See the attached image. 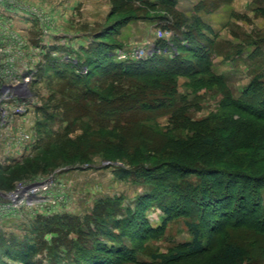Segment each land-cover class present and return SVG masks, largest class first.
<instances>
[{
    "label": "rangeland",
    "instance_id": "obj_1",
    "mask_svg": "<svg viewBox=\"0 0 264 264\" xmlns=\"http://www.w3.org/2000/svg\"><path fill=\"white\" fill-rule=\"evenodd\" d=\"M11 1L43 16L42 22L30 21L28 31L20 30V22H12V31L30 49L40 41L68 48L69 36L82 35L75 43L78 47L100 34L107 44L123 45L122 51L147 45L155 51L161 33L169 32L165 40L173 42L184 32L185 22H196L209 56L199 60L180 52L175 60L182 61L176 67L178 75L167 84L140 78L106 81L104 77L99 82L98 72L92 84L102 94L97 101L83 99L80 91L56 75L45 73L35 79L29 117L23 122L10 120L7 140H0V178L11 176L7 182L14 184L0 192L52 177L56 196L64 203L51 212L15 208L13 214L0 216L5 244L35 246L33 260L39 264L71 260L74 264H225L219 256L231 245L242 251V264H264V218L251 220L262 208L260 199L250 191L245 195L236 191L242 183L223 171L244 168L264 176V121L249 118L245 108L232 103L250 97L245 94L257 78L256 84L263 81L264 0H173L174 5L170 0L148 4L130 0L124 9L118 8L120 0ZM43 31L56 38L48 41ZM12 49L17 55L29 53L30 60L24 62L42 70L43 58L35 67L32 50L15 44ZM177 56L162 52L166 60ZM140 92L161 97L152 105L126 106L123 96ZM245 118L253 127L240 128ZM208 130L220 135L211 150L200 146L199 133ZM19 131L24 132L22 140L14 134ZM243 136L248 139H236ZM11 144L14 147L7 148ZM140 156L150 161L130 167ZM205 163L213 167L201 175L179 168ZM7 167L12 168L5 171ZM224 178L233 179L231 188L222 183ZM164 208L171 209V217ZM191 224L203 229L207 251L169 263L156 259L186 252L183 246L193 239ZM105 244L112 249L126 247L129 254L115 249L108 254L102 248Z\"/></svg>",
    "mask_w": 264,
    "mask_h": 264
},
{
    "label": "trees",
    "instance_id": "obj_2",
    "mask_svg": "<svg viewBox=\"0 0 264 264\" xmlns=\"http://www.w3.org/2000/svg\"><path fill=\"white\" fill-rule=\"evenodd\" d=\"M118 3V8L127 7V4H130V0H120ZM142 3L148 4L149 0H141ZM169 2L173 3L174 1L170 0ZM185 30L184 32H180L172 39L173 42H169L165 39H161L157 46H154V53L148 55L143 59L130 58L128 60H120L118 58L117 51L122 50L124 47L121 44H107L104 42L99 35H92L89 38V44L85 47L73 48L66 47L65 45L60 46H49L47 49V53L43 57L44 66L41 62L42 70L39 72L38 77H43L46 74L56 75L57 77H61L68 82V85L80 91V95L83 99L89 101H97L102 97V94L97 92L93 87V77L94 74L100 72L96 77L99 82L105 77V80H113L116 78H125V79H144V80H153V81H161L164 80L163 83L167 84L169 78H173L178 75L176 67L179 66L180 62H176L175 60L178 57H181L182 52L190 53L197 55L199 60L205 59L209 56L207 44L202 41V37L197 35L198 26L196 22H192L189 24L188 22L184 23ZM102 40V42H101ZM170 54L171 57L178 54L180 56L175 57L174 59L166 60L162 58V52ZM178 52V53H177ZM181 52V54H180ZM177 64V65H176ZM46 65V67H45ZM262 68V67H261ZM263 71V70H262ZM263 73V72H262ZM262 75V74H261ZM260 78V77H259ZM100 79V80H99ZM256 79V78H255ZM258 80V81H257ZM257 82L260 80L257 78ZM263 80V81H262ZM261 83L256 84L257 82H253L251 87L248 89V92L245 95H250L247 99H233V105L237 107L245 108L249 114V118L254 117L261 121H264V74L262 75ZM139 84V83H137ZM144 86V85H142ZM145 87V86H144ZM255 89V90H254ZM127 94V93H126ZM125 95V94H124ZM159 97H154L146 95V92H140L136 96H131V93L123 96L126 106H133L135 103H144L152 105V101L156 99H160ZM170 99V98H169ZM259 102V103H258ZM242 104V105H241ZM138 105V104H137ZM135 105V107H137ZM250 107L255 108V110H251ZM127 111V110H125ZM124 111V112H125ZM247 115V114H246ZM243 125L240 128L246 127L247 125L253 127L252 124L249 123L248 118L240 121ZM264 132V129H262ZM200 135V146L204 149L211 150L216 147L217 139H220L219 133L216 134L210 130L199 133ZM238 141H246V137L243 136V139L239 137L236 138ZM241 141V142H242ZM146 156H140L139 161L137 163H130V167L137 168L138 166L149 162ZM157 161V162H156ZM162 160H155L157 164ZM20 164V163H18ZM207 165V166H206ZM178 166V165H177ZM204 166V167H203ZM202 166H193V164H186L182 167L184 170H187V173H197L201 175L202 172H205V169H208L210 166L213 167L212 164L205 163ZM2 167L0 166V169ZM12 167L4 168L5 171L11 170ZM139 168V167H138ZM204 168V169H203ZM151 169H154L152 167ZM225 174L228 176L238 177V181L241 182V186L236 189V191L240 193H246L250 191V193H254L259 200V206L262 207L260 212L252 217V221L256 222L259 218H264V176L258 175L256 172L248 171L244 168H241V171H228L223 170ZM48 173V172H47ZM46 174V173H45ZM39 174H33L31 176H38ZM42 175V173H41ZM26 178V177H25ZM29 178V177H27ZM37 178V177H36ZM250 179L252 181H250ZM11 180V176L8 178H0V191H9L13 188L14 184L9 185V181ZM224 178L223 182L225 186L230 187L231 181L228 182ZM257 180V181H256ZM19 181V180H18ZM231 188V187H230ZM229 189V188H228ZM230 191V190H229ZM227 194L231 193L226 191ZM258 193V194H257ZM245 195V194H244ZM230 205V204H229ZM212 206V205H210ZM213 207V206H212ZM165 214L171 217V209L164 208ZM254 218V219H253ZM58 218L57 220H59ZM237 219V218H235ZM56 219H54L55 221ZM49 221V220H47ZM46 221V224L48 223ZM231 224V223H230ZM107 227V226H105ZM190 232L192 234V241L186 243L183 248L186 252L177 251L169 256L157 257L156 259L162 260L164 263H169L172 261H177L182 256L186 254H202L207 251V244L205 234L203 229L199 224H191ZM95 229L94 233L96 236L99 233V230ZM106 232L107 230H102ZM113 236L110 235V237ZM115 238H120L119 236H115ZM114 240V238H113ZM115 241V240H114ZM6 241L2 239L0 236V264H14L15 262L19 264H39L38 261H34V257L37 256V249L33 245H25L21 243L14 244L13 246H7L5 244ZM102 243L100 242V245ZM97 245V244H96ZM99 245V244H98ZM102 247V246H101ZM105 248L107 250L106 253L113 254L114 249L117 251L115 253H128V249L126 247H115L112 249L109 248L106 244ZM79 253V252H78ZM219 259L221 262L225 264H234L235 262L242 264L243 263V253L242 251L235 245L228 246L220 253ZM80 259L77 257V261ZM11 262V263H10ZM100 263V262H99ZM66 264H74V261H67ZM94 264V263H93Z\"/></svg>",
    "mask_w": 264,
    "mask_h": 264
},
{
    "label": "built area",
    "instance_id": "obj_3",
    "mask_svg": "<svg viewBox=\"0 0 264 264\" xmlns=\"http://www.w3.org/2000/svg\"><path fill=\"white\" fill-rule=\"evenodd\" d=\"M19 9L15 6V3L11 0H0V11L4 10L5 13H0V26L3 28L4 32H0V104L3 107H7L11 110V115L9 118L13 120L25 121L24 119L29 117V112L32 107V96L31 91L28 92L27 89L31 88L35 79L38 78L39 69L33 70L31 66L28 65L24 60H30L28 54L26 56L25 51H19L20 55L12 53L11 50L13 44L15 46L23 49H29L33 51L34 59L33 63L35 67L40 65V59L43 58L44 54L47 53L45 47L38 45L32 46L26 45L23 42L22 36H19L17 32L12 31V22L15 15L11 10ZM20 10V9H19ZM12 13V15H11ZM28 13L33 16L34 19H37L42 22V15L38 11L28 10ZM0 28V30H2ZM45 34V39L51 38L53 35L43 31V36ZM170 37V33L166 34L161 33V39H167ZM22 38V39H21ZM12 44V46H11ZM46 43L44 44V46ZM50 45H48L49 47ZM151 45L144 47H133L125 51H118V58L120 60H128L130 58L143 59L148 55H151L154 51L150 49ZM152 47V46H151ZM48 50V49H47ZM151 50V51H149ZM44 51V52H43ZM152 52V53H151ZM38 58V59H37ZM40 60V61H39ZM40 63H39V62ZM28 87V88H27ZM27 88L25 91L23 89ZM1 110V108H0ZM0 111V125L3 122V118L6 116L4 113L1 115ZM11 116V117H10ZM7 126L12 124L8 121L5 122ZM2 126L5 128V125ZM21 132V131H19ZM21 140L23 139L24 132L21 133ZM23 145H27L26 139L23 140ZM27 142V143H26ZM52 177L50 179H37L29 185V188H23V184L16 187V190L10 193H0V202L4 204L0 206V216L3 218L14 212L16 209H26L29 210H39L51 212L58 205L63 204L64 201L59 199L56 196V184L52 183ZM23 188L19 191L17 188ZM25 187V185H24ZM6 199L7 201H5ZM9 202V203H8Z\"/></svg>",
    "mask_w": 264,
    "mask_h": 264
},
{
    "label": "crops",
    "instance_id": "obj_4",
    "mask_svg": "<svg viewBox=\"0 0 264 264\" xmlns=\"http://www.w3.org/2000/svg\"><path fill=\"white\" fill-rule=\"evenodd\" d=\"M9 12H12V13H14L16 16H19L20 18H17V19H15V17H14V19L15 20H13L14 22H20L19 23V28H20V30L22 31H28V29H29V27H30V25L31 24H29L30 23V21H33L34 20V18L32 17V16H30V14L28 13V10L27 9H15V10H11V11H9ZM12 13H11V15H12ZM18 13V14H17ZM14 16V15H13ZM27 29V30H26ZM52 38V39H51ZM51 38H47V40L49 41V40H53V39H55L56 37L54 36V34H53V36L51 37ZM68 38H70V40L69 41H71L70 42V44L69 45H71V47H73V48H79V47H85V46H87L88 44H89V40L88 39H85V41H82L81 43H78L77 44V46L78 47H76V41H77V39H80V38H84V36H82V35H77V36H69ZM44 39V38H43ZM42 40V39H41ZM46 41V40H45ZM40 43V44H39ZM44 41H40V42H37V46L38 45H41V46H43V47H45V48H48V44H47V46H44ZM51 46V45H50Z\"/></svg>",
    "mask_w": 264,
    "mask_h": 264
},
{
    "label": "bare ground",
    "instance_id": "obj_5",
    "mask_svg": "<svg viewBox=\"0 0 264 264\" xmlns=\"http://www.w3.org/2000/svg\"><path fill=\"white\" fill-rule=\"evenodd\" d=\"M0 28H1V26H0ZM50 28V27H49ZM2 30H3V28H1ZM28 88V87H27ZM27 88H25V89H23L24 91L27 89ZM27 91L28 92H30L31 91V89L30 88H28L27 89ZM0 108H1V112L2 113H4L6 116L3 118V122H2V124L1 125H3V124H5V122H11L10 120H12L13 118H9L8 116L9 115H11V110L9 109V108H7V107H3L1 104H0ZM2 113H1V115H2ZM11 117V116H10ZM12 123V122H11ZM1 125H0V140H2V138L3 139H5V140H7L6 139V137L9 135V133H8V131L10 130V127L9 126H7L6 124V126H5V128H4V130H1ZM3 129V128H2ZM22 132H16V133H14V134H16V135H20L19 136V138L22 136V134H21ZM10 137V136H9ZM11 139V138H10ZM9 139V140H10ZM17 139V138H16ZM6 143H7V141H6ZM10 144V143H9ZM8 147L7 148H12V147H14V145H7ZM5 150V149H4ZM31 183L32 182H24V184H23V188H29V185H31ZM24 185H25V187H24ZM23 188H21V187H19V188H17L19 191H21ZM16 190V189H15ZM0 193H3V192H0ZM13 214V213H12Z\"/></svg>",
    "mask_w": 264,
    "mask_h": 264
}]
</instances>
